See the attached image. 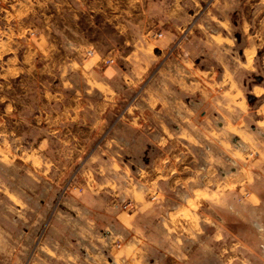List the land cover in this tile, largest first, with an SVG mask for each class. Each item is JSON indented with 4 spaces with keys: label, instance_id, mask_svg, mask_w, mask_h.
Here are the masks:
<instances>
[{
    "label": "crops",
    "instance_id": "0c3cea01",
    "mask_svg": "<svg viewBox=\"0 0 264 264\" xmlns=\"http://www.w3.org/2000/svg\"><path fill=\"white\" fill-rule=\"evenodd\" d=\"M65 1L70 4V10L75 11L76 18L79 12L81 16H89L92 31L100 32L106 26L113 31L116 40L111 39L112 35L107 36L106 49H102L98 40H78L81 49L75 50L79 60L70 63L65 56L59 63L66 74L78 68L85 88L77 89L70 96L71 105L64 106L53 122L58 125L65 118V122L78 123V116L83 115L81 125H87V115L91 118V126L83 130L86 135L80 137L77 127L76 130L67 128L65 137L68 139L64 142L78 143L80 153L97 144L101 151L114 145L128 148L131 139L118 137V126L112 125L121 105L136 95L135 114L123 124L144 141L142 150H158L156 156L145 160L143 168L135 172L130 164L115 156H110V161L109 152L106 163L99 160L100 155L96 159L95 155L92 157L93 161L100 162L97 169L105 175V183L100 186L109 188L118 197L128 196L138 204V210L132 215L110 210L120 232L104 240L107 254L96 257L98 262L198 264L196 262L202 260L204 264H212V261L245 264L246 261L237 256L238 252L250 250L252 253L253 244L248 248L217 214L233 212L241 219L249 217L259 222V215L264 212V194L262 187L255 186L251 189L260 203L238 205L233 203L232 193L219 186L210 188L216 177L211 164L224 167L223 160L215 152L211 155V151L228 149L225 126L212 131L211 119L226 113L230 117L246 114L249 105L261 103L257 99L264 96V78L254 77V72L260 70L264 77V0ZM202 5L206 6L203 20L190 42L166 58L180 29L194 21ZM32 15L28 13L22 19L29 22ZM45 32L50 34L49 26ZM159 33L161 37L157 36ZM0 34L7 37L0 49V62L6 57V67L0 71L2 78H22L34 85L36 77L31 68L18 62L15 45L24 41L20 42L16 33L11 35L3 29ZM24 43L26 51L22 58L26 63L46 53V50L36 49L27 38ZM87 51L93 53L91 58H86ZM59 52L66 54L65 49ZM111 55H116L115 63L103 66V59ZM45 69L47 67L42 71ZM242 71L254 77L245 96L237 80ZM60 80L63 86H72L67 78ZM43 97L49 102L62 103L65 94L49 90L43 92ZM36 118L44 123L49 136L63 133L62 128L48 129L50 120L45 110ZM48 144L45 136L40 148L46 149ZM256 168V175L263 177L264 151L251 170ZM64 170L60 174H65ZM132 174L140 175L144 186L148 187L146 191L131 188ZM204 175L206 180H203ZM90 176L94 178L93 173ZM156 191L157 198L163 202L159 209L148 200V195ZM185 216L188 221L183 227L180 220L186 219ZM108 229L111 227L107 226ZM112 238L122 240L123 246L114 248ZM229 252L235 253V258L229 256L228 259L225 254Z\"/></svg>",
    "mask_w": 264,
    "mask_h": 264
},
{
    "label": "rangeland",
    "instance_id": "374dc122",
    "mask_svg": "<svg viewBox=\"0 0 264 264\" xmlns=\"http://www.w3.org/2000/svg\"><path fill=\"white\" fill-rule=\"evenodd\" d=\"M69 5L65 0H0V29L11 35L16 33L20 42H25L27 38L36 49L46 50L45 54L35 57L33 62L26 63L22 58L26 51L25 43L15 45L19 65L30 67L36 77L34 85L22 78H2L0 73V264H100L96 257L107 254L104 240L117 236L120 232L118 222L110 210L132 215L138 210V204L128 196L118 197L109 188L100 186L105 183V175L97 169L100 162L93 161L92 157L95 155L96 159L100 155L102 158L99 160L106 163V153L109 152L110 161L115 156L117 160L130 164L135 172L143 168L145 160L158 153V150H142L141 144L144 141L141 142V138L123 124L129 116L135 114L133 107L137 102L133 101L136 95L131 97L130 102L121 105L112 125L118 126V137L131 139L128 148L120 149L114 145L101 151L97 144L80 153L81 146L78 143L64 142V139H68L65 137L67 128L76 130L77 127L80 137L86 135L83 130L91 126V118L87 115V125H81L83 115L78 116V123L65 122V118L58 125L53 122L64 106L71 105L70 96L77 89L85 88L78 68L69 70L66 74L59 63H62L65 56L70 63L72 60H79V54L75 50L81 49L77 45L78 40H98L102 49H106L107 36L112 35L111 39L116 40L113 31L106 26L100 32L92 31L89 16H81L79 12L76 18L75 11H71ZM205 8L203 5L199 7L194 21L180 29L166 58L190 42L202 23ZM28 13L33 14L29 22L22 19ZM45 22L49 26V35L45 32L48 28ZM4 36L5 34H0V49L7 38ZM59 49H65L66 54L59 52ZM88 52L90 51L85 56L91 58L93 54L88 55ZM114 56L116 55H111ZM5 59L6 57L0 62V71L2 67H6ZM102 65L107 67L103 62ZM44 67L47 70L42 71ZM246 73L242 71L237 79L240 84L238 88L244 96L254 83V77L264 78L260 70L254 72V77L247 76ZM66 78L71 82V87L60 84V79ZM49 90L54 93L62 91L65 94L63 102L44 99L43 92ZM257 100L261 103L249 105L246 114L237 113L230 117L226 113V116L211 119L212 131H217L223 125L227 131L225 142L228 149L211 151V155L215 152L224 162V167L211 164L215 169V176L230 174L233 169L231 163H238L235 176L228 177L223 182L217 176L213 187L219 186L227 193H232L235 196L232 201L238 205L260 203L252 192L255 186L262 187L260 190L264 194V176L259 178L256 175L257 168L255 171L251 170L264 151V96ZM44 110L49 115L48 129L62 128L63 133L49 136L44 123L36 118ZM45 136L49 144L43 149L40 144ZM242 144L250 147L255 154L241 153L237 148ZM63 169L65 174H60ZM91 173L94 178L90 176ZM131 176V188L144 191L147 186H144L140 175ZM239 179L242 181L238 182ZM257 192L261 193L259 190ZM157 193H150L148 200L159 209L163 202L157 198ZM125 199L132 203L129 210L121 208V201ZM221 213L218 212L217 215L225 220L230 232L243 240L248 248L253 244L252 253L250 250H242L237 256L245 260V264H264V212L259 215V222L249 217L241 219L239 214L233 212L232 215ZM185 218L180 220L183 227H186L185 223L188 221L187 216ZM107 226L111 229L106 230ZM112 241L114 248L120 249L123 246L120 239L112 238ZM225 256L228 259L229 256L235 258V253L229 252ZM196 263L204 264L202 260ZM122 264L127 263L123 261ZM212 264H218V261H212Z\"/></svg>",
    "mask_w": 264,
    "mask_h": 264
},
{
    "label": "built area",
    "instance_id": "2783aa9c",
    "mask_svg": "<svg viewBox=\"0 0 264 264\" xmlns=\"http://www.w3.org/2000/svg\"><path fill=\"white\" fill-rule=\"evenodd\" d=\"M159 37L162 36V34H159L158 35ZM93 53L90 51L88 52V55H92ZM115 57H108L106 59H104L102 62L103 64L107 65V66H111L115 63ZM135 101V100H134ZM241 153H247L249 155H254L255 153H253L250 149V147L246 146V145H239L238 148H237ZM237 162L235 163H231V165L233 166L230 174H226V173H221V174H218V179L220 182H223L225 179H227L228 177H231V176H235V174H237V170H236V166H237ZM234 174V175H233ZM217 176L215 177V180L217 182ZM203 180H206V176L204 175L203 176ZM215 180L213 181V183L210 185V188H214L213 186H215L214 182ZM132 207V203L131 201L128 202L125 200H122L121 201V208H123L124 210H129L130 208Z\"/></svg>",
    "mask_w": 264,
    "mask_h": 264
}]
</instances>
